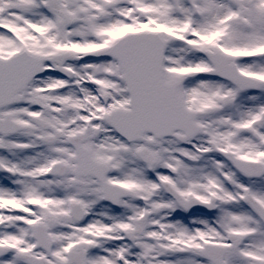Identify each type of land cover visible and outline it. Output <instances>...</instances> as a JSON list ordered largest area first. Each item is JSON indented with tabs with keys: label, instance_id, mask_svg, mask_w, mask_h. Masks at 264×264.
<instances>
[{
	"label": "snow or ice",
	"instance_id": "snow-or-ice-1",
	"mask_svg": "<svg viewBox=\"0 0 264 264\" xmlns=\"http://www.w3.org/2000/svg\"><path fill=\"white\" fill-rule=\"evenodd\" d=\"M0 264H264V0H0Z\"/></svg>",
	"mask_w": 264,
	"mask_h": 264
}]
</instances>
